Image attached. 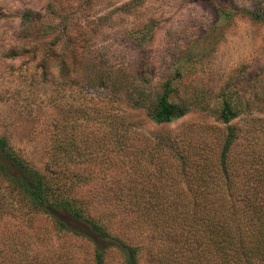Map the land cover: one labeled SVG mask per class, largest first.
<instances>
[{"label":"rangeland","instance_id":"rangeland-1","mask_svg":"<svg viewBox=\"0 0 264 264\" xmlns=\"http://www.w3.org/2000/svg\"><path fill=\"white\" fill-rule=\"evenodd\" d=\"M23 12L30 22L21 23ZM262 19L264 0H0V135L30 165L58 175L110 235L138 245L139 264H153L148 229L140 226L147 204L135 199L186 191L177 161L156 138L208 144L212 158L225 132L195 100L212 105L221 86L238 90L245 104L227 123L236 135L228 176L243 181L235 173L250 159L264 176ZM105 66L131 83L137 71L153 84L179 71L172 98L190 109L169 123L151 122L114 92L118 84L93 78ZM44 255L93 264L88 239L54 228L0 179V264H35ZM103 264H122L117 249H105Z\"/></svg>","mask_w":264,"mask_h":264},{"label":"trees","instance_id":"trees-1","mask_svg":"<svg viewBox=\"0 0 264 264\" xmlns=\"http://www.w3.org/2000/svg\"><path fill=\"white\" fill-rule=\"evenodd\" d=\"M29 15L23 12L21 23L30 22ZM55 41L57 39H53ZM61 68L68 69L65 65ZM178 72L153 84L146 77L147 73L137 71L134 75L137 82L131 83L125 82L126 76L117 81L113 67L105 66L99 67L93 78L104 86L118 84L119 89L114 92H122V99L131 108L143 109L151 122L162 124L180 118L191 106L184 99L172 98ZM209 104L203 99L195 100L199 110L226 124L214 157L211 158L210 146L205 143L192 145L187 138L171 135L156 138L165 156L177 161L186 191L152 190L147 191V197L139 195L135 199L137 204L141 201L147 204L140 213L142 224L139 225L148 229L151 239L148 251L155 261L153 264H264V195L261 194L264 176L256 174L251 159L248 166L235 173V176H242L243 181L233 184L228 176L227 157L236 135L234 127L227 123L239 115L245 103L238 90L224 85L219 88L214 103ZM0 179L28 210L49 217L54 228L88 239L92 243L93 264H103L107 247L117 249L122 264H139L138 245L110 235L98 220L84 213L80 201L69 196L58 175L47 174L30 165L2 135ZM67 219L83 223L88 232L73 228ZM34 262L74 263L60 262L52 255L41 256Z\"/></svg>","mask_w":264,"mask_h":264}]
</instances>
